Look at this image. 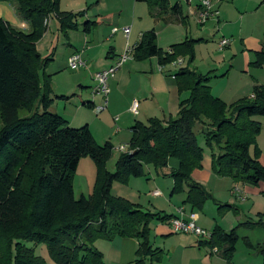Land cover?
<instances>
[{
    "label": "trees",
    "instance_id": "16d2710c",
    "mask_svg": "<svg viewBox=\"0 0 264 264\" xmlns=\"http://www.w3.org/2000/svg\"><path fill=\"white\" fill-rule=\"evenodd\" d=\"M60 1L0 0L15 4L17 15L30 25V32L23 33L0 19V264H46L35 256L33 248H26L25 242L45 245L54 264H104L93 243L115 238L136 241L134 264L160 262L162 251L151 245L150 225L173 217H159L112 197V184L144 177V166L155 173L164 170L168 161L174 160L176 167L167 174L173 180L171 196L184 194L182 204L191 211H201L211 199L192 178V173L201 169L203 149L197 142L201 136L207 148L216 150L211 153L215 176L257 186L264 181V167L256 159L260 124L254 118H264V88L254 86L250 97L225 104L210 94L207 74L189 69L201 40L186 38L164 51L157 47L153 30L142 33L132 59L156 58L157 65L163 67L187 57L189 61L174 75L178 96H187L179 100L174 117L135 122L130 128L129 152L119 155L114 172L109 173L106 164L112 146L107 142L98 145L86 125L70 128L66 120L50 112L51 76L46 69L53 54L42 57L36 44L46 33L50 17L59 33L66 36L78 30L77 19L85 12H61ZM135 1L149 8L168 6L167 0ZM170 11L180 16L176 4ZM94 26V22L85 21L81 32L89 34ZM260 47L254 54L257 68L264 61V32ZM36 103L40 112L34 111ZM84 107L92 109L89 103ZM20 111L29 115L20 117ZM83 158L93 162L95 180L88 196L76 198L73 179ZM229 208L218 205L217 212L222 215ZM239 227L264 232L259 215L256 222L246 221L228 232L215 226L209 241L199 245L232 264ZM213 249L216 253L211 252ZM257 253L264 264V237Z\"/></svg>",
    "mask_w": 264,
    "mask_h": 264
},
{
    "label": "crops",
    "instance_id": "0c3cea01",
    "mask_svg": "<svg viewBox=\"0 0 264 264\" xmlns=\"http://www.w3.org/2000/svg\"><path fill=\"white\" fill-rule=\"evenodd\" d=\"M167 1L168 6L164 9L149 8L145 3L136 2L135 0H67L68 3H63L67 5H64L62 9L60 6V11L72 13L84 11L88 6L93 5L88 9L91 12L85 11L81 18L86 21L93 20L95 26L89 34L82 33L78 27V30L75 31L78 33L69 31L66 36L62 34V37H60L58 34L61 33L58 31L57 24L51 25L52 23L48 20V29L36 44V50L42 57L47 56L50 52L53 54V61L47 67L46 74L51 76L52 97L54 96L51 108L54 105L56 108L61 105V111L52 113L59 115L69 123L80 112L87 109L83 106L85 103L91 104L92 107L103 104L104 98L102 95L93 94L91 90L90 92H83L82 90L88 83V78L90 82H93V75L112 66L117 57L124 51L126 41L121 31L123 28L130 29L128 43L133 48L138 44L142 33L151 30L156 35L157 47L164 51L186 38L201 40L195 46V65L189 66L190 70L201 75L217 69L221 73L227 67L230 70L228 75H231L232 69L236 71L241 63L252 61V55L261 49L264 18L261 17L259 12L260 9L264 10V0H223L219 5L217 22H210L202 27L197 25L195 21V11L200 0ZM183 3L186 7H183ZM175 4L179 8L180 16L170 11V8ZM0 19L16 31L30 32L29 23L17 15L16 6L13 3L0 2ZM112 29H116V32L112 33ZM198 29L200 30L197 31ZM206 33L207 36H205ZM211 33L212 35L217 34L216 37L220 36L221 39L226 38L229 40L228 46L224 50H219L218 43L221 39L215 41V36L210 39L209 35ZM64 38L67 39L66 46L69 49L65 50L62 55L56 56L53 43L63 44L61 41H64ZM75 53L82 57L86 67L89 66L90 72L87 71V68H84L80 69L79 72L75 71L74 74L68 73L72 70L68 69L67 60ZM220 57L223 62L217 60ZM225 60L226 63H224ZM158 67L160 66L157 65L156 58H149L140 62L131 59L108 80L105 110L95 114L91 109L88 113L92 120L86 122V126L98 145L108 142L110 137L115 136L116 138L118 135L125 134L119 128L113 131L107 126V123L110 124L109 117L114 124H119L122 129H128L135 122L145 123L150 118L165 121L175 116L179 100L187 94L178 96L174 80V75L177 72L176 68L171 69L168 66L162 67L161 71H158ZM176 67L183 68L184 64L182 63ZM75 96L77 97L76 101L73 99ZM54 100L58 101L54 103ZM133 101L137 103L136 115L131 114L129 111ZM105 112L107 114H104ZM115 118L116 121H114ZM129 136V133L124 135L126 143H128ZM118 145H120V140L112 144L114 149ZM175 167L176 162L169 160L166 169H164V171H168L165 175ZM76 176L82 177L81 185H78L76 190L78 195L85 193L84 195L88 196L92 191L95 180L93 162L88 158L79 161L73 179L74 196ZM210 176H212L211 162L207 157H204L201 170H195L192 173V178L202 184L208 181ZM83 184L86 185V190L81 187ZM169 187V183L168 187L167 185L155 186L153 192L151 194L149 192L147 195L153 198L154 201L163 200L162 190H167ZM244 187L245 185L239 187L234 184L233 190L235 189V192H231V197L238 200L239 204H244L248 199L247 193L249 190ZM158 188L161 189L158 190ZM155 193L157 194L155 195ZM184 199V194L171 196L168 202V205L172 207L170 208L172 211L170 216L175 217L177 210L180 209L184 218H187L188 215H195L196 225L211 232L215 227V212L211 209H203L202 213L191 211L188 206L182 204ZM237 222L239 221L237 220ZM160 223L163 224L156 226V229L153 230V237L166 239V237L174 234L169 221ZM236 223L226 214L216 221V226L224 232H228ZM245 230L247 231H239V229L236 231L238 240L241 237L240 232H242L241 239L244 238L248 242L253 240L249 233L252 229ZM176 235L174 234L175 237L171 238L167 247V251L172 258L175 256L182 258L186 264H226L217 254H210L209 249L200 246L194 235ZM263 237L264 234L262 233L260 239L256 241L260 243ZM237 244L232 264H238L235 261ZM94 245L95 249L102 254L104 264H134V252L137 246L135 240L122 238H115L111 241L98 240L94 242ZM246 258H250V256L245 257V260H247ZM258 263L259 261L256 262V264ZM242 264L250 263L244 261Z\"/></svg>",
    "mask_w": 264,
    "mask_h": 264
},
{
    "label": "rangeland",
    "instance_id": "374dc122",
    "mask_svg": "<svg viewBox=\"0 0 264 264\" xmlns=\"http://www.w3.org/2000/svg\"><path fill=\"white\" fill-rule=\"evenodd\" d=\"M63 3H68V2H67V0H61L59 2V5H58L59 11H60V6L62 9V8H64V5H67V4H63ZM92 6H88L86 8V10H84V11H90L91 12V10H88V9H90V7H92ZM183 7H186L185 3H183ZM218 12H219V10H218ZM259 13L261 14V17L264 18V10L260 9ZM48 20H50V23H52L51 25L56 24L55 20L53 18L50 17ZM85 21L86 20H83L81 17L77 19V25H78L80 31L82 30ZM92 21L93 20H91V22ZM199 30L200 29H198L197 31H199ZM72 33H78V32L74 31ZM58 35L60 37H62V34H58ZM216 35L217 34L212 35V33H211L209 35V38L212 39L215 36V41H216V39L220 38V36L216 37ZM205 36H207V33ZM61 42H63L64 45L61 43L58 44V42L53 43V46H55V50H56V56L62 55L65 50L69 49L66 46L67 39L64 38V41H61ZM225 52H224V54H225ZM254 54L252 55L253 56L252 61H250V62L247 61L243 64L240 61L241 66L237 67L238 69H236V71H234L235 69H232L231 75H228V72L230 71L228 69V67L225 70L221 71V73H220V70H218V69L212 70V71H210V73L209 72L205 73V74L203 73L204 75L207 74V76H209L208 87L210 89V94L212 95V97L219 99L220 101L224 102L225 104H230V103L235 102V101L242 99L244 97H250L252 94V90H253L254 86H261L264 88V61H263L262 66L260 68L255 67L253 65V63L255 61V55ZM236 57H238V55H236ZM180 59H181L182 63L184 64V66L189 61V59L187 57L180 58ZM217 60H220L221 62H223L221 57L217 58ZM227 60H229V59H227ZM224 63H226V60ZM171 65L172 64H169V65H166L163 67L169 66L171 69L176 68L177 71L179 69H181L179 67H176L174 65L171 66ZM194 65H195V50H194V60L190 64V66H194ZM86 68L88 69L87 71H89L90 68L88 65ZM77 72H79V70ZM68 73L74 74L76 72L75 71H72V72L68 71ZM87 81H88V83L86 84V86L82 90L83 92L84 91L90 92V90L93 91V89L96 87V83L94 82V80H93V82L92 81L90 82V79L88 78ZM108 85H109V83H108ZM183 94H185V93H183ZM185 96L186 95H183L182 97L185 98ZM52 98H54V96ZM76 98H77L76 96L73 97V99L75 101H76ZM57 101L58 100H54V103ZM60 106L61 105H59L58 108H56L54 105L50 109V112H58L59 113L61 111ZM34 111L40 112V107H39L38 103H36ZM89 111L90 110L86 109V110H83V112H80V114L77 117L73 118V120H71L68 123V126L70 128H80V127L85 126L86 122H88V120L89 121L92 120V117H90V114L88 113ZM104 114H107V112H105ZM28 115H29V113H27L25 111L19 112L20 117H25ZM94 118H96V117H94ZM254 120L260 124V132L257 135L256 143H255L256 150L258 151V155H257L256 159H257L258 163L264 167V118L263 117H256V118H254ZM109 123L110 124L107 123V126L111 130L113 129V131H115L116 128H119L120 130H123V132L125 133V134H122L120 136L119 135L116 136V138H115V136L110 137V140L107 142L112 146L113 142L120 140V145H118L115 149L112 146V153H111V156H110V158L106 164L107 171L109 173H113L114 172V164H115L117 158L119 157V155L121 154V152L117 151L116 149L119 146H124V145L128 146L129 140L131 138V133H130L131 127L128 129L127 128L122 129V126H120L119 124H114L110 120V117H109ZM128 133L130 134V136H129V139L127 138L128 143H126L127 141H125L124 135H126V134L128 135ZM197 142H198V145L203 149V158L207 157L211 162V153L212 152L216 153L215 148H212V149L207 148L204 145V142H203V139L201 136H197ZM250 153L252 154V150L250 151ZM203 158H202V161H203ZM201 168H202V162H201ZM143 171H144V177L130 178L129 181L125 184L113 183L111 186V189H110V195L112 197H115V198H122V199L138 206L144 212L156 214L159 217L170 216V214L172 212L170 208H172V207H171V205H168V202L170 201V198H171V191L173 188V180L168 175H165V173H167L168 171L166 172L162 169V170H159L158 172L155 173L150 166H144ZM211 174H212V176H210L208 181H206L202 184L199 183L205 189V191L211 196V199H209L205 202L201 211H197L198 213H202L203 209L213 210L215 212V219H214L215 226H216V221L223 218L226 214L229 215L230 218L235 223L238 220L239 222H237L230 230H232L233 228H236V226L238 224H242L246 221L256 222L258 220L259 215H261L262 222H264V181L260 182L257 186L245 185V187H247L249 190L248 193L246 191H244L245 193L248 194V199L244 202V204H239L238 200L231 197V192L233 191L235 183H233L232 180L229 178H221V177L215 176L212 173V171H211ZM76 179H77L76 180V186L74 185V188H75V196H76V198H78L80 195H78V193H77L78 191H76V190H77V186L81 185L80 183L82 181V177L80 178L79 176H76ZM162 182H165V183H162ZM168 183L170 184L169 189L167 188V190L166 189L162 190L163 200L154 201L153 198L148 197L147 194L149 192L151 194L153 192V189L155 186L162 187V185L163 186L167 185V187H168ZM237 185L239 187L243 186V184H241V183H237ZM81 187L83 188V190H86V185L83 184V186H81ZM160 189L161 188H158V190H160ZM83 193H84V191H83ZM84 194H82V195L87 196ZM218 205H220V206L228 205V206H230V208L226 209V212L223 213L222 215H219V213L217 212L218 211V209H217ZM161 224H163V223H160L159 221H153L150 225V229H151L150 242H151V245L153 248H157V249L162 251L161 261L156 262V260H152L151 262L147 261L146 264H186L182 258H179L177 256L172 258L170 256L169 252L167 251V247L171 241V238L175 237L174 234L176 235V233L173 232L174 234L170 235L171 237L170 236L166 237V239L153 237V235H154L153 230L156 229L157 225H161ZM238 229H239V231H242V230L247 231V230H245L244 227H239V228H237V230ZM204 231L208 234L211 233V232H208V230H204ZM255 231H258V232H255ZM249 233H250V236L253 240H249V242H248V240H245L244 238L241 239L242 232H240L239 235L241 237L238 240L239 242L237 244V257H236L235 261L238 264H242V262H244V261H248L250 264H256V262L259 261L258 264H262V258L259 255V253H257V248L259 245H261L263 240L260 243L256 240L260 239V235L262 233L264 234V232L261 229L254 227L252 229V231ZM178 235L179 234H177L176 236H178ZM158 236H160V235H158ZM101 241H104V240H101ZM153 241H155V243H153ZM245 241H247L249 247H248V245H245ZM23 244L26 246V248H33L35 256H38L39 258L43 259L46 262V264H54L48 256L45 245H43V244L34 245L33 243H30V242H25ZM93 247L95 248L94 243H93ZM203 248H206V247H203ZM248 251H252V252H248ZM247 256H250V258H246L247 260H245V257H247Z\"/></svg>",
    "mask_w": 264,
    "mask_h": 264
},
{
    "label": "built area",
    "instance_id": "2783aa9c",
    "mask_svg": "<svg viewBox=\"0 0 264 264\" xmlns=\"http://www.w3.org/2000/svg\"><path fill=\"white\" fill-rule=\"evenodd\" d=\"M223 0H200L195 11V21L197 25L203 26L210 22H217L219 16V5ZM48 22V21H46ZM45 22V23H46ZM124 39L126 41L124 51L117 57L114 64L106 69L100 70L93 75V80L96 83V87L93 89V94H100L103 96V104L97 107H92V111L98 114L105 110L107 105L106 96L108 94V80L111 79L116 71L121 68L126 62L132 59L133 47L129 45L128 38L130 29H121ZM116 32V29H112V33ZM229 44L227 39H221L218 43L219 50L224 49ZM182 61L178 58L172 63L174 66H180ZM67 67L72 71H78L80 69L86 68L85 61L82 57L75 53L71 55L67 60ZM162 67H158V71H161ZM129 111L131 114H137V103L133 101ZM117 119L115 118L114 121ZM117 151L121 153L129 152V147L127 145L119 146ZM235 192V189L233 190ZM157 193H155L156 195ZM170 228L172 232L176 234H191L194 235L199 242L209 241L210 234L206 233L203 229L196 225L195 215H188L187 218L183 217L182 210L178 209L176 216L169 221ZM216 253V249L211 251Z\"/></svg>",
    "mask_w": 264,
    "mask_h": 264
}]
</instances>
